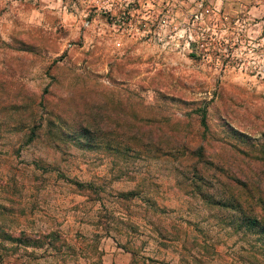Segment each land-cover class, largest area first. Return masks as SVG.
<instances>
[{
	"label": "rangeland",
	"instance_id": "rangeland-1",
	"mask_svg": "<svg viewBox=\"0 0 264 264\" xmlns=\"http://www.w3.org/2000/svg\"><path fill=\"white\" fill-rule=\"evenodd\" d=\"M143 1L153 23L122 31L120 0H0V264H185L178 234L213 245L192 264H255L182 175L203 144L201 188L264 218V11Z\"/></svg>",
	"mask_w": 264,
	"mask_h": 264
},
{
	"label": "trees",
	"instance_id": "trees-1",
	"mask_svg": "<svg viewBox=\"0 0 264 264\" xmlns=\"http://www.w3.org/2000/svg\"><path fill=\"white\" fill-rule=\"evenodd\" d=\"M197 111H198V124L203 129H206L204 106L197 108ZM57 121L59 122L60 125L59 130L63 132L64 128L61 127V120L57 118ZM86 131H87L86 126L84 125L80 126V130H78L77 132H75L76 134H74L75 139L82 142L83 140H81V137L85 136ZM173 142L174 139L172 141L170 140V145ZM184 147H186L185 148L186 150L183 156L185 157V159L188 157L186 161L189 162L188 167L190 168V172L182 175L184 180H188V182L190 183V188L185 191L190 193V195L192 196H196L200 198L202 201L209 204L210 206H218L220 208L225 209L228 212V214L225 217V219L228 220L226 223L232 228V230L235 233H238L239 236L250 237V240L252 241L250 246L252 247H249L248 251H250L249 254L251 255V257H253L255 264L256 263L264 264V218H260L256 215H253L249 208L251 202H249L248 205L244 204L241 200L240 194L238 193L236 194L229 193L228 191H226L224 187H223L224 189L222 190L215 189V192L203 190L201 188L202 184L204 183V181H209L208 178L202 173V169L204 168L201 167L203 166L201 167L198 166L199 164L203 165L209 162L206 159L203 144L198 143ZM199 180L200 182H198ZM233 180L234 181L232 183H234V185L238 187V190L240 192L243 191L247 195L248 193L247 185L244 184L241 180L238 181L235 179ZM73 184L78 188L85 186L89 190L92 185L90 182H80L77 180H74ZM208 184H210V182H208ZM226 184L227 182H222V181L219 182L220 186H225ZM157 227H158L157 224L152 223V230L155 231L159 237L163 238L165 234L160 232V230H158ZM178 235H179L178 237H182L180 242L181 245L179 246L181 252L178 251V253L180 257H183V261L185 262V264H192L189 262L190 260H188V258H190L191 260L193 259L197 260L199 258L198 256L200 254V250L202 252L209 253L208 247L211 248L213 246V245L211 246V244L203 242V240L198 241L195 235H193L191 238H187V235L184 236H181V234ZM194 246H196V249L194 248ZM211 251H215V250L212 249ZM130 252L132 255L135 254L133 249L130 250ZM148 259L153 260L152 258H148ZM197 261L200 262V260Z\"/></svg>",
	"mask_w": 264,
	"mask_h": 264
},
{
	"label": "built area",
	"instance_id": "built-area-1",
	"mask_svg": "<svg viewBox=\"0 0 264 264\" xmlns=\"http://www.w3.org/2000/svg\"><path fill=\"white\" fill-rule=\"evenodd\" d=\"M140 0H120L117 9L114 14L110 13V10L105 11V15L111 18V23L114 24L118 29L127 31L136 24H151L152 19L149 14L150 8L148 2H139ZM145 7V8H144ZM138 8L146 9L147 11L138 12ZM219 10L215 6H208L203 4L202 0L196 2V7L192 11V20L200 19L202 16H213L218 14ZM150 17V18H149ZM169 9L166 4L161 7V13L158 18L160 26H166L169 23Z\"/></svg>",
	"mask_w": 264,
	"mask_h": 264
},
{
	"label": "crops",
	"instance_id": "crops-1",
	"mask_svg": "<svg viewBox=\"0 0 264 264\" xmlns=\"http://www.w3.org/2000/svg\"><path fill=\"white\" fill-rule=\"evenodd\" d=\"M216 8H220L223 12L227 11H244L259 15L264 11V0H212Z\"/></svg>",
	"mask_w": 264,
	"mask_h": 264
}]
</instances>
